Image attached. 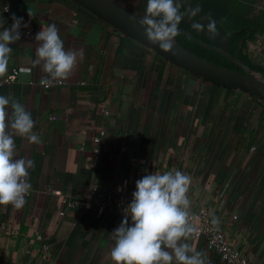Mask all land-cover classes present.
I'll list each match as a JSON object with an SVG mask.
<instances>
[{
  "label": "crops",
  "instance_id": "0c3cea01",
  "mask_svg": "<svg viewBox=\"0 0 264 264\" xmlns=\"http://www.w3.org/2000/svg\"><path fill=\"white\" fill-rule=\"evenodd\" d=\"M112 1L143 19L147 0ZM180 4L185 15L178 35L189 32L232 54L264 81V0ZM197 6L201 11L191 17L188 9ZM14 15L34 30L22 27L21 39L11 44L0 95L31 112L42 143L8 129L16 158L33 159L35 166L23 208L0 205V264H115L112 231L124 216L85 208L90 191L126 183L132 194L143 176L175 170L191 177L189 211L206 210L235 247L264 264V100L174 64L73 0H0V31ZM209 19L216 21L215 35L207 30ZM194 22L205 29H193ZM50 23L65 49H83L84 57L67 79L45 87L43 63H34L35 37ZM249 26L263 29L253 33ZM15 70H21L16 80L6 82ZM7 119H14L11 104ZM186 242L205 264H225L202 238Z\"/></svg>",
  "mask_w": 264,
  "mask_h": 264
},
{
  "label": "clouds",
  "instance_id": "9594fccd",
  "mask_svg": "<svg viewBox=\"0 0 264 264\" xmlns=\"http://www.w3.org/2000/svg\"><path fill=\"white\" fill-rule=\"evenodd\" d=\"M180 0H147L143 19L137 21L130 15L129 20L138 23L145 30L152 45H158L165 52L174 49L179 25L185 15L181 12ZM199 6L188 9L195 17ZM28 27L23 17L13 16L11 27L0 31V73L5 72L11 44L21 39L20 29ZM207 30L215 35L216 21L209 19ZM192 28L203 31L205 25L194 22ZM36 59L43 63V71L48 75L40 81L45 87L53 81L67 79L83 59V49L66 50L55 23L42 26L37 32ZM50 77V78H49ZM14 110V119L8 122V106ZM35 121L30 111L17 100L0 95V205H12L21 209L26 202V194L32 188L28 179L29 169L35 161L26 157L16 158L13 133L27 138L30 143H42L33 131ZM191 177L179 170L151 173L136 181L131 202L124 208V219L112 231L115 245L111 258L115 264H205L203 254L194 251L186 241L198 229L190 223V199L187 196ZM191 253V254H189Z\"/></svg>",
  "mask_w": 264,
  "mask_h": 264
},
{
  "label": "water",
  "instance_id": "95a60500",
  "mask_svg": "<svg viewBox=\"0 0 264 264\" xmlns=\"http://www.w3.org/2000/svg\"><path fill=\"white\" fill-rule=\"evenodd\" d=\"M91 11L105 17L110 23L122 29L129 36L135 37L148 46L156 49L162 56L171 60L174 64L187 69L196 75L203 77L213 83L219 84L229 89L240 90L252 97L264 100V81L257 79L252 69L241 59L234 57L228 52L206 44L196 38L189 32L182 31L192 41L198 45L215 51L224 56L231 63L236 65L240 71H233L224 67L212 64L202 60L196 55L188 52L180 44L176 43L174 49L165 52L158 45H152L146 37L145 30L138 23L129 20V16L133 15L118 6L112 0H73ZM137 21L141 18L136 16Z\"/></svg>",
  "mask_w": 264,
  "mask_h": 264
},
{
  "label": "built area",
  "instance_id": "2783aa9c",
  "mask_svg": "<svg viewBox=\"0 0 264 264\" xmlns=\"http://www.w3.org/2000/svg\"><path fill=\"white\" fill-rule=\"evenodd\" d=\"M28 34H31L34 30L33 26L25 28ZM21 70H15L10 74L6 82H13L16 80L18 73ZM2 84V82H0ZM52 117V120H55ZM105 132L95 139V143L98 145L101 143ZM98 152V149L96 150ZM132 194L128 192L127 184L112 186L106 190L98 187L92 188L84 207L88 209H94L98 216H103L108 210L116 209L124 216V208L131 202ZM190 212V211H189ZM237 219V217H234ZM190 223H192L198 232L193 235L197 238H202L210 252L219 255L225 264H255L252 260L248 259L242 251L235 247L226 236L225 232L220 226L208 215L206 210L200 212H190ZM44 250H48L49 246L44 245Z\"/></svg>",
  "mask_w": 264,
  "mask_h": 264
},
{
  "label": "trees",
  "instance_id": "16d2710c",
  "mask_svg": "<svg viewBox=\"0 0 264 264\" xmlns=\"http://www.w3.org/2000/svg\"><path fill=\"white\" fill-rule=\"evenodd\" d=\"M260 24H264V14L262 15L260 19ZM257 27L258 26H249V31L253 33H255L256 31H262L263 27H260V28H257ZM177 38L183 44V46L185 45L184 48H186L190 52L202 58L210 60L212 63L222 66L226 69L233 70V71H240V69L236 65L231 63L221 54L198 45L197 43L193 42L192 40H190V38L186 37L185 35H177ZM206 55L210 57H207Z\"/></svg>",
  "mask_w": 264,
  "mask_h": 264
},
{
  "label": "rangeland",
  "instance_id": "374dc122",
  "mask_svg": "<svg viewBox=\"0 0 264 264\" xmlns=\"http://www.w3.org/2000/svg\"><path fill=\"white\" fill-rule=\"evenodd\" d=\"M207 42H209V41H207ZM209 43H212V42H209ZM219 46V45H218ZM207 57H210V56H208V55H206Z\"/></svg>",
  "mask_w": 264,
  "mask_h": 264
}]
</instances>
